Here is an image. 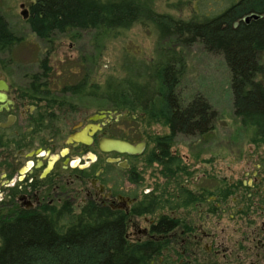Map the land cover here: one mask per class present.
I'll use <instances>...</instances> for the list:
<instances>
[{
    "label": "flooded vegetation",
    "instance_id": "af4514ba",
    "mask_svg": "<svg viewBox=\"0 0 264 264\" xmlns=\"http://www.w3.org/2000/svg\"><path fill=\"white\" fill-rule=\"evenodd\" d=\"M10 49L0 54V238L15 224L52 225L61 208L75 213L94 204L117 214L128 242L156 246L146 264H264V137L243 136L245 152L225 151L241 164L237 171L226 166L223 173L215 151L206 162L210 174L194 176L170 152L180 162L172 183L146 162L153 145L145 134L126 137V119L138 124L136 115L109 105L89 113L68 101L90 97L54 86L46 59L39 71L10 75L1 58ZM74 135L78 141L69 140ZM109 139L138 151H104ZM153 167L162 182L146 184Z\"/></svg>",
    "mask_w": 264,
    "mask_h": 264
},
{
    "label": "trees",
    "instance_id": "16d2710c",
    "mask_svg": "<svg viewBox=\"0 0 264 264\" xmlns=\"http://www.w3.org/2000/svg\"><path fill=\"white\" fill-rule=\"evenodd\" d=\"M185 1H196L197 7L204 3ZM219 1L211 15L175 20L157 14L154 0H33L25 23L43 41L71 31H93L97 37L115 39L135 24L153 29L156 44L151 60L125 57L129 71L123 65L122 77L108 78L102 86L83 78L66 87L74 94L100 98L118 112L137 115L143 126L166 128V134L150 138L153 147L146 162L156 163L162 178L177 183L180 162L170 155L175 137L208 134L216 115L200 95L180 104L176 88L184 62L175 47L199 43L222 58L229 73L232 115L242 135L248 141L264 137V84L257 80L262 73L258 57L264 55V0ZM19 40L0 16V54ZM42 67L45 70L44 61ZM156 249L147 241L128 242L117 214L86 204L75 213L61 208L52 225L9 227L0 238V264H146Z\"/></svg>",
    "mask_w": 264,
    "mask_h": 264
},
{
    "label": "rangeland",
    "instance_id": "374dc122",
    "mask_svg": "<svg viewBox=\"0 0 264 264\" xmlns=\"http://www.w3.org/2000/svg\"><path fill=\"white\" fill-rule=\"evenodd\" d=\"M32 2L33 0H0V16L7 22L13 35L21 40L7 54L1 56L9 63L6 71L14 77H19L24 72L39 71L40 62L46 59L54 78V86H72L83 78L90 84L102 86L108 78L123 76L125 57L144 61H149L153 57L156 34L150 26L139 24L133 25L115 39L97 37L93 31H71L55 34L47 41L39 40L28 30L21 16V12H24ZM203 2L202 7H197L196 1L154 0L153 10L175 20H185L200 13L211 15L221 4L219 0ZM175 49L181 52L184 62L176 88L180 104L185 105L194 96L200 95L215 112L216 118L212 130L204 136H176L170 152L186 159L189 169L196 170L194 176L200 175L199 173L210 174V164L206 162L215 151L220 152V157L223 156L217 164L223 173L226 166H229L228 171H237L241 164L234 157L224 155L225 151L239 149L245 152L247 143L237 120L232 115L229 73L222 58L206 52L199 43L188 47L177 46ZM258 59L262 73L257 80L264 84V55H259ZM126 66L124 65V69ZM15 72L19 74L16 75ZM12 80L18 81V78ZM67 100L83 104L89 113L99 108L108 109V104L98 98L68 97ZM126 121L127 126L132 127V131L126 133V137L143 132L150 147L151 137L167 133V129L159 125L143 126L139 124V119L138 124L130 122L129 119ZM152 169L158 170L155 167L145 170V183H161L162 179Z\"/></svg>",
    "mask_w": 264,
    "mask_h": 264
},
{
    "label": "water",
    "instance_id": "95a60500",
    "mask_svg": "<svg viewBox=\"0 0 264 264\" xmlns=\"http://www.w3.org/2000/svg\"><path fill=\"white\" fill-rule=\"evenodd\" d=\"M21 16L23 18H26L25 12H21ZM252 17L255 18V16H252ZM247 20L248 18H245L244 21H247ZM69 140L78 141V137L77 135H74L71 138H69ZM104 151H115V152L131 155V154L136 153L138 149L135 146H132L126 142L109 139V140H106L105 142Z\"/></svg>",
    "mask_w": 264,
    "mask_h": 264
}]
</instances>
